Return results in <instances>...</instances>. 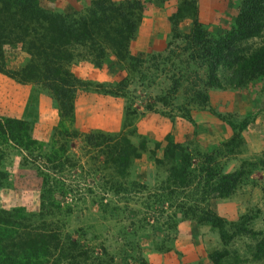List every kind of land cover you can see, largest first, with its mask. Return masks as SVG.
<instances>
[{"label":"rangeland","instance_id":"obj_1","mask_svg":"<svg viewBox=\"0 0 264 264\" xmlns=\"http://www.w3.org/2000/svg\"><path fill=\"white\" fill-rule=\"evenodd\" d=\"M141 1L144 9L122 58L102 38L73 46L68 68L82 84L71 119L61 116L56 97L45 87L10 76L31 56L27 44L13 34L4 40L3 65L10 74L0 71V118L26 121L37 144L26 150L0 135V170L6 174L0 209H23L25 223H42L28 219L44 214L62 238L71 235L110 264H215L211 255L217 251L228 253L223 264H264L255 258L257 241L264 236V77L244 87H206L208 101L199 104L191 101V93L202 84L205 68L189 63L184 51L196 7L205 30L218 37L239 14L241 0ZM91 3L40 0L49 13L77 17ZM4 6L0 2V21L14 12ZM158 9L164 16L154 21ZM263 41L264 36L246 44L256 47ZM221 74L226 81L228 71ZM176 79L180 88L172 91ZM122 83L126 88L120 95L109 92ZM158 97L169 98L170 105ZM232 119H248L249 125L240 149L221 156L220 163L225 172L244 162L256 167L233 195L209 202L232 235L225 243L218 229L185 214L187 198L169 193L164 183L182 149L207 153L230 138ZM121 133L135 145H145L125 173L107 154ZM90 134H103L105 141L94 146L87 141ZM56 159L64 165L55 168ZM47 178L55 190L51 199L44 190ZM239 223H246L251 234L237 232Z\"/></svg>","mask_w":264,"mask_h":264},{"label":"trees","instance_id":"obj_2","mask_svg":"<svg viewBox=\"0 0 264 264\" xmlns=\"http://www.w3.org/2000/svg\"><path fill=\"white\" fill-rule=\"evenodd\" d=\"M0 2L5 5L4 11L6 8L14 10L0 21V71L10 74L3 65V44L8 35L13 34L17 42L27 44L31 59L21 70L10 76L16 79L19 77L18 81L21 83L40 84L49 90L56 97L60 114L65 119L73 117L76 93L82 84L68 68L74 58L73 46L97 43L102 38L103 43L110 44L122 58L127 53L128 44L135 35L144 9L141 0H92L86 14L77 17V14L49 13L41 7L40 0ZM197 10L196 7L191 31L184 36L187 43L184 51L189 55L188 62L203 66L206 74L205 77H199L202 84L192 90L191 101L207 103L206 87L223 89L227 87L225 83L229 87H244L249 82L264 77V41L256 47L246 44L264 36V0H241L239 14L230 28L218 37L211 36L205 30L198 20ZM221 71H228L226 81ZM178 81L176 79L172 91L179 90ZM125 88V83H122V86L117 85L109 92L120 95ZM157 100L170 105L167 97H158ZM188 116L192 119L189 111ZM228 125L232 134L219 148L207 153L197 152L195 155L182 149L179 162L169 169L164 183L169 193H180L187 198L188 202L183 204L185 214L218 229L225 243L229 242L232 235L226 229V221L209 207V202L213 198H228L233 195L251 168L256 167L255 163L244 162L234 172L224 171L219 158L240 149L244 142L242 133L248 127L249 120L238 122L232 119L228 120ZM0 135L26 150L37 144L32 136L31 126L17 118H0ZM114 139L117 144L113 149L109 146L107 154L120 172L125 173L133 161L141 157L145 145H135L123 133ZM102 140L105 141L103 134L87 136V141L94 146H100ZM55 161H58L55 168L64 165L59 159ZM5 178L6 174L0 170V185ZM45 184V193L51 199L55 190L49 185L48 178ZM26 216L23 209H0V264H110L108 260L96 255L89 245L80 243L71 235L62 238L57 228L46 222L44 214L31 215L28 219L40 220L42 223H25ZM236 230L251 234L246 223H239ZM227 255L226 251H217L211 257L215 264H223L222 260ZM104 257L107 258V254ZM255 258L264 259L263 235L257 241Z\"/></svg>","mask_w":264,"mask_h":264},{"label":"crops","instance_id":"obj_3","mask_svg":"<svg viewBox=\"0 0 264 264\" xmlns=\"http://www.w3.org/2000/svg\"><path fill=\"white\" fill-rule=\"evenodd\" d=\"M156 9V8H155ZM162 15L164 16V14H163V10H155V13H154V15H153V18H154V21L156 20V17L158 16L159 18H161L162 17ZM154 27H156V26H154ZM154 27H153V29H154ZM152 29V30H153Z\"/></svg>","mask_w":264,"mask_h":264}]
</instances>
